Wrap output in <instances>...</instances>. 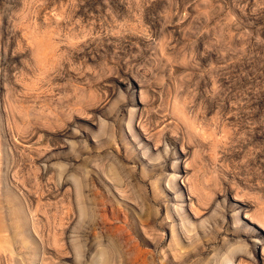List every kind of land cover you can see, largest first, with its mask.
<instances>
[{
  "label": "rangeland",
  "instance_id": "rangeland-1",
  "mask_svg": "<svg viewBox=\"0 0 264 264\" xmlns=\"http://www.w3.org/2000/svg\"><path fill=\"white\" fill-rule=\"evenodd\" d=\"M0 264H264V0H0Z\"/></svg>",
  "mask_w": 264,
  "mask_h": 264
}]
</instances>
